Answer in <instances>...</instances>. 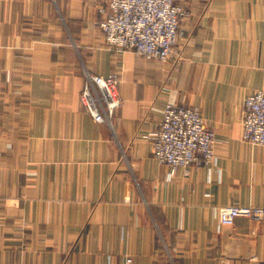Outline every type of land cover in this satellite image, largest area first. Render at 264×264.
<instances>
[{
  "label": "crops",
  "instance_id": "crops-1",
  "mask_svg": "<svg viewBox=\"0 0 264 264\" xmlns=\"http://www.w3.org/2000/svg\"><path fill=\"white\" fill-rule=\"evenodd\" d=\"M101 0H0V264H264V146L242 139L264 88V0H188L168 61L108 46ZM87 73L119 76L98 123ZM167 103L197 106L217 161L189 174L152 154ZM128 259H131L128 261Z\"/></svg>",
  "mask_w": 264,
  "mask_h": 264
},
{
  "label": "built area",
  "instance_id": "built-area-1",
  "mask_svg": "<svg viewBox=\"0 0 264 264\" xmlns=\"http://www.w3.org/2000/svg\"><path fill=\"white\" fill-rule=\"evenodd\" d=\"M101 1L106 7H100L104 13L100 27L108 44L163 62L170 58L181 35L186 0ZM118 84L116 75L87 73L81 98L96 122H112L116 109L122 104ZM152 136V154L159 162L169 165L171 175L178 168L189 174L194 164H204L210 169L217 161L215 132L206 124L197 106L167 103L162 123ZM242 138L264 146V89L248 94L244 100ZM218 211L222 226L233 225L240 217L257 222L264 216V208L256 205H225Z\"/></svg>",
  "mask_w": 264,
  "mask_h": 264
},
{
  "label": "rangeland",
  "instance_id": "rangeland-1",
  "mask_svg": "<svg viewBox=\"0 0 264 264\" xmlns=\"http://www.w3.org/2000/svg\"><path fill=\"white\" fill-rule=\"evenodd\" d=\"M187 1L188 0H186V3H185V10H186V16H187V9H186V5H187ZM103 2V1H102ZM185 16V17H186ZM102 20V19H101ZM100 20V21H101ZM101 28V27H100ZM102 30V29H101ZM103 34H104V32H103ZM104 37H105V34H104ZM179 38H180V36H179ZM179 38H178V41H179ZM105 41H106V37H105ZM178 41H177V43H178ZM106 43L108 44V42L106 41ZM177 43L175 44V46L173 47V51H172V53H174V51H175V48H176V46H177ZM108 46L109 47H111L112 49H115L116 51H121V52H133V53H136L134 50H131V49H122V50H118V49H116V48H114L113 46H111L110 44H108ZM171 53V54H172ZM137 54V53H136ZM137 55H139V54H137ZM170 57H171V55H170ZM169 60V59H168ZM167 60V61H168ZM100 75V74H99ZM112 75H116V73L115 74H112ZM117 77H118V79H119V76L118 75H116ZM119 85V84H118ZM264 88H262V89H257V90H263ZM257 90H255V91H257ZM255 91H252V92H250V93H248V94H251V93H253V92H255ZM119 92V91H118ZM247 94V95H248ZM246 95V96H247ZM246 96L244 97V99H243V105H242V107H243V111H244V100H245V98H246ZM206 122V121H205ZM206 124L215 132V128L213 127V126H211L208 122H206ZM216 133V132H215ZM242 133H243V120H242ZM149 135H152V133H150ZM216 137V136H215ZM243 139V138H242ZM153 141V140H152ZM215 146H216V141H215ZM214 150H215V148H214ZM215 156H216V159H217V155H216V152H215ZM169 166V165H168ZM211 167H212V165H210ZM171 169V168H170Z\"/></svg>",
  "mask_w": 264,
  "mask_h": 264
}]
</instances>
